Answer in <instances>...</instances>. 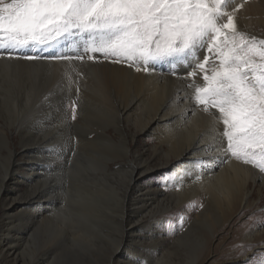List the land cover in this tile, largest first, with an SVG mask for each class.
<instances>
[{
    "label": "bare ground",
    "instance_id": "1",
    "mask_svg": "<svg viewBox=\"0 0 264 264\" xmlns=\"http://www.w3.org/2000/svg\"><path fill=\"white\" fill-rule=\"evenodd\" d=\"M224 11L234 12L238 30L264 39L256 29L264 28V0H228ZM221 22H226V16ZM79 45L77 54L69 48L64 54H83ZM203 55L198 59L203 60ZM8 56L0 55V148L7 153L0 169V261L20 249L33 226L52 223L63 209L65 182L59 176L69 170L73 149L106 153L105 169L121 173L126 179L123 194H133L120 213L108 215L117 218L122 235L109 253L110 262L149 264L166 246L156 239L162 193L139 186L141 175L153 167L142 154L129 156L133 154L129 144L139 135L154 133L155 152L171 154L163 164L172 169L171 181L179 187L176 196L191 197L192 207L202 206L195 222L212 230V237L201 236V253L211 246L217 225L264 198V172L226 152L222 123L191 99V78L183 77L194 70L196 61L192 67H179L177 76L167 62H157L154 71L145 73L102 56L97 61H89L87 55L82 60L50 61ZM197 78L202 84V78ZM68 100L79 106L78 119L70 118ZM19 102L21 108L15 105ZM13 137L19 142L17 149L11 144ZM21 182L24 192L10 188ZM45 212L48 215L42 218ZM231 232L227 239L217 237L212 247L216 263L248 258L253 248L264 251V227L243 225ZM125 236L129 247L124 252L120 243ZM56 248L53 240L47 241L28 264H44ZM231 248L235 249L229 252Z\"/></svg>",
    "mask_w": 264,
    "mask_h": 264
},
{
    "label": "snow or ice",
    "instance_id": "2",
    "mask_svg": "<svg viewBox=\"0 0 264 264\" xmlns=\"http://www.w3.org/2000/svg\"><path fill=\"white\" fill-rule=\"evenodd\" d=\"M224 7L225 0H0V51L12 59L30 50L29 61L102 56L145 73L167 62L177 76L196 61L183 77L202 78L188 85L194 104L222 123L226 152L264 172V39L238 31ZM70 39L83 54L60 50Z\"/></svg>",
    "mask_w": 264,
    "mask_h": 264
},
{
    "label": "rangeland",
    "instance_id": "3",
    "mask_svg": "<svg viewBox=\"0 0 264 264\" xmlns=\"http://www.w3.org/2000/svg\"><path fill=\"white\" fill-rule=\"evenodd\" d=\"M227 1L225 0V4H227ZM224 9L225 7L223 11ZM256 29L264 34L263 27L260 26V28ZM246 36L249 38L253 37L252 35ZM70 41L65 43L60 50L65 53L69 48L72 51L71 53L77 54L78 50L76 47L81 44L80 40L70 39ZM34 54L36 53L30 50H17L11 53L12 56ZM0 55H9V52L1 51ZM198 80L199 78H196L195 81L191 80L189 83L199 84ZM67 102L69 104L68 113H70L69 116L71 115L70 118L72 120L78 119L79 106L74 100H68ZM15 105L21 108L22 104L19 102L15 103ZM74 106L76 111L75 119H73ZM7 109L12 110L10 108ZM154 136V133L142 134L137 137L136 142L129 144L133 153L132 155L129 154V156L142 154L143 159L147 160L153 167V169L141 175L139 186L142 188L148 186L162 193L163 207H158V210H161L159 214L161 215V220L158 226L160 236L156 239H162L161 241L166 246L157 255V258L150 263L260 264L264 257V251H260L261 248H253V253L249 254L248 258L239 257L237 260H224L216 263V252L213 251L212 247L216 243L217 237L226 239L230 237L234 227H242L244 225L245 228H263L264 198L259 201L258 205L252 203V206L247 208L248 210L244 209L242 211L241 208L238 209L227 221L217 225L215 239L212 244L210 243L211 246L207 252L201 253L199 242L201 240L204 242V238L201 236L210 239L212 230L208 229L206 225L203 227L200 224L199 226L195 222L196 216L202 210V206L192 207L193 201H191V197L186 198L185 195L176 196L179 187L171 181L172 169L163 164L171 158V154L162 155L155 152L154 146L157 140ZM11 144L14 148H18L19 142L16 137L12 138ZM92 149H73L69 170H65L59 176L65 182V190L62 195L63 209L55 214L56 216H54L52 223L44 224V226H33L21 240L20 249L15 254L5 255L4 260L0 261V264H7V262L8 264H28L49 240H53L57 248L51 258L44 264L121 263L108 261L109 253L117 246L118 238L122 237L120 233L121 226L117 218L108 217V215L114 216L120 213L124 207L130 204L133 194L131 191H126L123 194L126 179L121 173H111L105 169V163L109 162L106 160L107 154ZM6 154V150L0 148V169L6 163ZM17 158L20 159L21 157L17 155ZM10 188L22 193L26 186L21 182L12 184ZM0 208H3L2 203H0ZM47 215V212H45L42 218L47 217ZM1 218L2 216L0 217V222H2ZM128 240L129 238L125 236L123 242L120 243L123 245L122 249L124 252L128 250ZM181 241L182 243H180ZM241 246L242 244L237 247L241 248ZM231 249L229 252L234 251L235 248ZM248 250L246 251L248 252ZM141 264H145V262Z\"/></svg>",
    "mask_w": 264,
    "mask_h": 264
}]
</instances>
